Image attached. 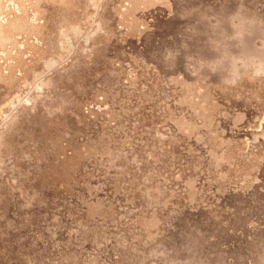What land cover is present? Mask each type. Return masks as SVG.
I'll list each match as a JSON object with an SVG mask.
<instances>
[{
	"label": "rangeland",
	"instance_id": "rangeland-1",
	"mask_svg": "<svg viewBox=\"0 0 264 264\" xmlns=\"http://www.w3.org/2000/svg\"><path fill=\"white\" fill-rule=\"evenodd\" d=\"M0 264H264V0H0Z\"/></svg>",
	"mask_w": 264,
	"mask_h": 264
},
{
	"label": "bare ground",
	"instance_id": "bare-ground-1",
	"mask_svg": "<svg viewBox=\"0 0 264 264\" xmlns=\"http://www.w3.org/2000/svg\"><path fill=\"white\" fill-rule=\"evenodd\" d=\"M96 3H97V1H96ZM98 5H99V4H98ZM95 6H96V5H95ZM96 8H98V7H96ZM95 10H96V9H95ZM96 26H97V25H96ZM77 28H78V27H77ZM97 28L99 29V27H97ZM97 28H95V30H96ZM66 29H67V28H66ZM66 29H65V30H66ZM81 29H82V28H81ZM69 30H70V29H69ZM60 31H61V30H60ZM60 31H59V32H60ZM79 31H80V30H79ZM83 32H84V31H83ZM83 32H82V33H83ZM70 33H72V32H70ZM72 34H73V33H72ZM72 34H70V35H72ZM79 34H80V33H79ZM81 35H82V34H81ZM94 35H95V34H94ZM104 35H105V34H104ZM67 36H68V35H67ZM72 36H73V35H72ZM74 36H76V35H74ZM74 36H73V37H74ZM83 36H84V34H83ZM95 36H96V35H95ZM73 37H72V38H73ZM84 38H85V37H84ZM83 40H84V39H83ZM85 40H87V39H85ZM85 42H86V41H85ZM70 43H71V41H70ZM68 45H69V44H68ZM68 45H67V46H68ZM71 45H72V44H71ZM68 47H69V46H68ZM49 63H50V62H48V64H49ZM48 64H47V65H48ZM35 65H36V64H35ZM39 66H40V65H39ZM47 67H48V66H47ZM38 68H39V67H38ZM40 71H42V70H40ZM34 74H35V73H34ZM39 76H40V75H39ZM24 78H25V77H24ZM39 79H40V77H39ZM23 80H24V79H23ZM32 80H33V79H32ZM21 81H22V80H21ZM34 82H35V81H34ZM37 82H38V81H37ZM37 82H36V83H37ZM20 83H21V82H20ZM31 83H32V82H31ZM22 84H23V83H21L20 85H22ZM39 84H40V83H39ZM24 85H25V84H24ZM30 85H31V84H30ZM36 85H37V84H36ZM27 87H28V86H27ZM24 88H25V87H24ZM28 89H29V88H28ZM23 91H24V90H23ZM19 95H20V94H19ZM21 97H22V96H21ZM25 99H26V98H25ZM21 100H22V99H21ZM26 101H27V100H26Z\"/></svg>",
	"mask_w": 264,
	"mask_h": 264
}]
</instances>
